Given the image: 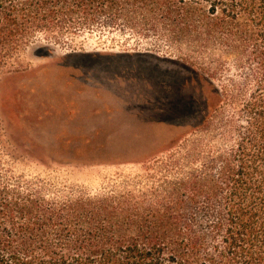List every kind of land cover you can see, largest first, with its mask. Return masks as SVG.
Segmentation results:
<instances>
[{"label": "trees", "instance_id": "16d2710c", "mask_svg": "<svg viewBox=\"0 0 264 264\" xmlns=\"http://www.w3.org/2000/svg\"><path fill=\"white\" fill-rule=\"evenodd\" d=\"M98 24L206 53L213 103L200 127L225 146L161 210L47 196L0 161V264H264V0H0V71L38 36Z\"/></svg>", "mask_w": 264, "mask_h": 264}, {"label": "rangeland", "instance_id": "374dc122", "mask_svg": "<svg viewBox=\"0 0 264 264\" xmlns=\"http://www.w3.org/2000/svg\"><path fill=\"white\" fill-rule=\"evenodd\" d=\"M207 63L189 44L106 24L38 36L0 71V161L47 196L161 210L225 146L200 127L213 103Z\"/></svg>", "mask_w": 264, "mask_h": 264}, {"label": "bare ground", "instance_id": "6f19581e", "mask_svg": "<svg viewBox=\"0 0 264 264\" xmlns=\"http://www.w3.org/2000/svg\"><path fill=\"white\" fill-rule=\"evenodd\" d=\"M57 48V47H56ZM58 49V48H57ZM89 49V48H88ZM94 51V50H93ZM81 53V52H80ZM69 55V54H68ZM63 56V55H62Z\"/></svg>", "mask_w": 264, "mask_h": 264}]
</instances>
